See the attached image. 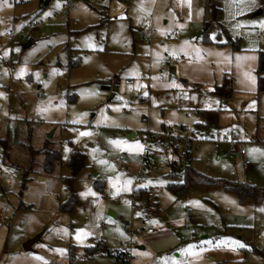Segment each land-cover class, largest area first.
Instances as JSON below:
<instances>
[{
    "label": "rangeland",
    "instance_id": "rangeland-1",
    "mask_svg": "<svg viewBox=\"0 0 264 264\" xmlns=\"http://www.w3.org/2000/svg\"><path fill=\"white\" fill-rule=\"evenodd\" d=\"M63 3L0 0V46L7 32L25 35L0 53V156L18 175L7 185L0 174V264H53L62 252L84 257L79 264H111V251L128 253L127 264H264V93L255 79L264 0H74L69 12ZM29 19L43 25L23 28ZM144 29L156 34L143 39ZM224 77L228 99L215 94ZM164 130L197 132L191 168L230 187L254 186L253 194L195 184L176 195L164 167L147 179V198L124 157ZM44 150L60 155L51 175L46 154L34 156ZM78 212L88 224H78ZM144 216L153 234L137 220Z\"/></svg>",
    "mask_w": 264,
    "mask_h": 264
},
{
    "label": "built area",
    "instance_id": "built-area-1",
    "mask_svg": "<svg viewBox=\"0 0 264 264\" xmlns=\"http://www.w3.org/2000/svg\"><path fill=\"white\" fill-rule=\"evenodd\" d=\"M73 7V0H64V3L62 4L61 8L62 10H69ZM3 22L8 25L11 23V21L8 18H3ZM43 25V21H36L35 19H29L23 26V28L26 29H34L39 26ZM156 34V31L150 30V29H144L141 33V37L144 38H151L153 35ZM172 36H175V34L171 33ZM19 37L22 41L25 40V35H23L22 31H17L15 33L7 32L4 34V42L0 46V53L9 45L13 43V40ZM256 37L258 39L264 38V30H258L256 33ZM12 58H10V61ZM2 62L6 64L3 60ZM131 99L133 100H141L138 97H134L130 95ZM177 110H182L183 107L179 104H176L175 108ZM189 117V115H186ZM8 127L11 126L10 123L7 124ZM198 136L197 132L192 131L191 138H185V137H174L169 135L165 130L162 133V135H155V136H146V141L144 142L142 146V150L140 153V167L137 170V176L135 178V183H137L140 188L146 190V196L152 197L154 196V193L149 189L148 187L146 189L147 179L150 177L152 173H155L164 167H168L173 162H184L187 160L188 156V149L191 147L194 139ZM200 136V135H199ZM153 138V139H152ZM206 139L213 140L214 135L208 134L205 136ZM222 140L229 141L233 143V140H235V136L232 134H226L223 136ZM182 146H184V149H182ZM239 154L241 156H244V150L242 148L239 149ZM248 161L244 160V165H247ZM0 174L3 175V182L7 185L15 184V178L18 177L16 171H12L9 166L6 164L3 157L0 156ZM46 195H49V192L46 193ZM109 201V199H107ZM0 221L6 220V212H7V206L1 205L0 206ZM137 220L140 221L141 224H143L146 227V234H149L153 231L151 228L152 226V220H150L149 217H139ZM111 256V264H127L129 262V255L126 252H120L109 254ZM85 258L81 257L79 260H66L59 264H78L80 262H84Z\"/></svg>",
    "mask_w": 264,
    "mask_h": 264
},
{
    "label": "trees",
    "instance_id": "trees-1",
    "mask_svg": "<svg viewBox=\"0 0 264 264\" xmlns=\"http://www.w3.org/2000/svg\"><path fill=\"white\" fill-rule=\"evenodd\" d=\"M28 40V39H27ZM235 50L238 49V47L233 46ZM70 53V52H69ZM69 53H67V56L69 57ZM256 70H255V79H256V91L258 93H264V47H261L260 50L257 51V59H256ZM70 66H74V62L69 63ZM73 64V65H71ZM222 85L218 86L215 88V94L218 95L219 97H223L224 99H228L231 95L232 92V80L228 77L223 78ZM202 115H206L205 113H202ZM5 148V146H4ZM38 154H46L47 158H45L44 164L42 168L44 169L45 173L51 175L53 171L55 170L56 166L59 164L60 161V155L58 151H42L39 153V151H36L34 153L35 155ZM188 157V156H187ZM191 158L188 157L186 161V166L183 171L184 173V181L183 182H176L174 180H177L179 177V165H177V162L171 163L168 167V173L167 176H169L172 179V182L169 184L168 188L174 192L176 195L185 192L186 190L189 189V187L194 186L195 184H200V185H222L223 187H226L228 189L233 190L235 193L238 194L239 197L243 196H249L253 194V189L254 187L247 185V186H234L230 187L227 182H217L219 180H214L205 177L204 175L200 174L199 172H196V170L191 168L190 164ZM80 163V164H79ZM27 167V173L32 172V167L34 165V159L32 158L30 162L28 163ZM69 164L73 170V172H76L79 170L80 167H82V161L80 158V155H72L69 161ZM26 176V173L23 175V177ZM69 181L68 179H66ZM236 187V188H235ZM68 206H63V209L67 210ZM99 246H94V247H87L85 250V255L88 256V254L94 253V250H98ZM117 253L111 251L110 254Z\"/></svg>",
    "mask_w": 264,
    "mask_h": 264
},
{
    "label": "crops",
    "instance_id": "crops-1",
    "mask_svg": "<svg viewBox=\"0 0 264 264\" xmlns=\"http://www.w3.org/2000/svg\"><path fill=\"white\" fill-rule=\"evenodd\" d=\"M50 1V0H49ZM64 1V0H63ZM106 1H108V2H111L112 0H106ZM73 5H74V0H73ZM75 7L73 6L72 8H70L69 10H67L66 12H69V11H71L72 9H74ZM63 11H65V10H63ZM71 15H72V13H71ZM69 21V19L67 20V22ZM173 34H175L176 35V33H173ZM170 36L171 37H175V36H172V34L170 33ZM67 59H68V56H67ZM181 60H184V58L183 57H181ZM72 62V61H71ZM73 63V62H72ZM71 65H73V64H71ZM106 89H108V88H106ZM133 100V99H132ZM134 101H138V100H134ZM139 101H142V100H139ZM210 120H212V119H210ZM8 126V125H7ZM143 146V145H142ZM141 150H142V147L140 148V149H138V150H136V151H134V152H131L130 154H128V157L126 156V157H124V162H125V164H126V166L132 171V170H134V173L136 174L137 173V170L139 169V167H140V163H141V159H140V153H141ZM4 158V160H5V162H6V164L8 165V164H10V160L7 158V157H3ZM12 165V164H11ZM9 166V165H8ZM14 171H16V169L14 170ZM252 187H254V186H252ZM68 204H70V200L68 201ZM67 206H69V205H67ZM64 210H66V209H64ZM73 216L74 217H79L80 218V223H78V224H85L86 225V222H85V213H83V212H78V213H75V214H73ZM87 216V215H86ZM87 224H88V222H87ZM154 232L152 231L151 233H149V234H153ZM144 248V247H143ZM143 248L142 247H136V249H138V250H143ZM111 250H109V249H105L104 250V252H106L107 254L110 252ZM110 254V253H109ZM108 254V255H109ZM69 255V254H68ZM67 258V259H66ZM143 258H147V257H143ZM143 258L141 257V261L142 262H140V264H150L149 262H147V261H149V259H147L146 261L145 260H143ZM72 260L71 259V257L70 256H67V254L66 253H64V252H62L61 254H59V255H56L55 256V258H54V263L53 264H59V263H62V262H64V261H66V260ZM77 260V259H76ZM84 262H85V260H84ZM95 262H98V261H95ZM138 262V261H137ZM136 262V263H137ZM151 262V261H150ZM156 262V261H155ZM80 263H83V262H80ZM79 264V263H78Z\"/></svg>",
    "mask_w": 264,
    "mask_h": 264
},
{
    "label": "water",
    "instance_id": "water-1",
    "mask_svg": "<svg viewBox=\"0 0 264 264\" xmlns=\"http://www.w3.org/2000/svg\"><path fill=\"white\" fill-rule=\"evenodd\" d=\"M49 1V0H48ZM31 46V42H26L24 45H23V48H28ZM111 217H114L113 214H110ZM40 237H41V234L35 236L34 238L32 239H29L27 240L26 242H24L22 244V249L24 252H32V246L34 245L35 242H37L38 240H40Z\"/></svg>",
    "mask_w": 264,
    "mask_h": 264
},
{
    "label": "snow or ice",
    "instance_id": "snow-or-ice-1",
    "mask_svg": "<svg viewBox=\"0 0 264 264\" xmlns=\"http://www.w3.org/2000/svg\"><path fill=\"white\" fill-rule=\"evenodd\" d=\"M83 134V133H82ZM241 246H243V245H241Z\"/></svg>",
    "mask_w": 264,
    "mask_h": 264
}]
</instances>
